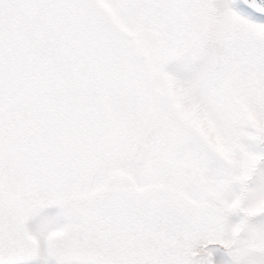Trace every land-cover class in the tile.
<instances>
[{
    "label": "snow or ice",
    "instance_id": "obj_1",
    "mask_svg": "<svg viewBox=\"0 0 264 264\" xmlns=\"http://www.w3.org/2000/svg\"><path fill=\"white\" fill-rule=\"evenodd\" d=\"M0 264H264V0H0Z\"/></svg>",
    "mask_w": 264,
    "mask_h": 264
}]
</instances>
